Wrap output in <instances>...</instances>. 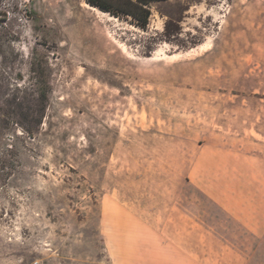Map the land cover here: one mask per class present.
<instances>
[{
    "label": "rangeland",
    "instance_id": "1",
    "mask_svg": "<svg viewBox=\"0 0 264 264\" xmlns=\"http://www.w3.org/2000/svg\"><path fill=\"white\" fill-rule=\"evenodd\" d=\"M138 4L0 0V264H121L195 161L264 177V0Z\"/></svg>",
    "mask_w": 264,
    "mask_h": 264
},
{
    "label": "crops",
    "instance_id": "2",
    "mask_svg": "<svg viewBox=\"0 0 264 264\" xmlns=\"http://www.w3.org/2000/svg\"><path fill=\"white\" fill-rule=\"evenodd\" d=\"M195 165L194 178L186 179L194 180L192 191L169 214L173 223L147 226L146 244L121 264H264V177L243 171L257 163L209 158Z\"/></svg>",
    "mask_w": 264,
    "mask_h": 264
},
{
    "label": "trees",
    "instance_id": "3",
    "mask_svg": "<svg viewBox=\"0 0 264 264\" xmlns=\"http://www.w3.org/2000/svg\"><path fill=\"white\" fill-rule=\"evenodd\" d=\"M87 2L99 8L104 12L120 17L122 15L130 16L135 20V24L140 28H146L148 24L149 11L143 9L138 3L141 0H87ZM42 97H46V91L41 93Z\"/></svg>",
    "mask_w": 264,
    "mask_h": 264
},
{
    "label": "built area",
    "instance_id": "4",
    "mask_svg": "<svg viewBox=\"0 0 264 264\" xmlns=\"http://www.w3.org/2000/svg\"><path fill=\"white\" fill-rule=\"evenodd\" d=\"M19 262L22 263V260L19 259ZM22 264H39V259L31 260L30 262H23Z\"/></svg>",
    "mask_w": 264,
    "mask_h": 264
}]
</instances>
